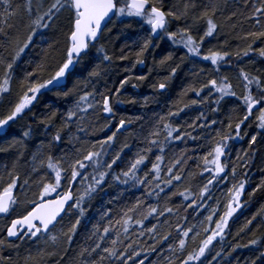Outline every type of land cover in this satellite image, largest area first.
I'll use <instances>...</instances> for the list:
<instances>
[{"label":"trees","instance_id":"1","mask_svg":"<svg viewBox=\"0 0 264 264\" xmlns=\"http://www.w3.org/2000/svg\"><path fill=\"white\" fill-rule=\"evenodd\" d=\"M171 2H178V0H165L166 6ZM203 2L207 3L208 0ZM216 2L219 3L220 11L214 19L220 27L213 37L205 38L200 47V56L187 55V50L178 40L174 44L165 38L154 39L148 50L137 57L149 32L145 30L146 25L141 28L135 22L136 18H126L124 23L117 22L109 25L111 31H106L105 39L101 41L105 51L111 57L110 61H103L102 56L92 63H88L87 60L82 61L74 73L67 78L66 88L42 90L43 94L38 95L32 110L27 112L23 119L11 124L6 134L0 135V148L15 144V147L9 151H0V174L5 172V165L12 170L15 164V171L20 175L21 182L34 176L31 171L33 166L41 167V161L46 164L48 155H52L54 160L71 157L76 154L77 148L91 149L92 145H96L93 150L103 152L100 158L101 164L104 161H110L117 153L121 156V160L110 170V175L106 177L103 186L90 197L85 198L84 215L79 217L81 223L71 244L63 238L55 247L51 246L50 242L49 245H45L43 237L38 241L27 237L18 239L12 241L19 246L18 248L8 247L7 244L0 246V257L4 258L3 264H25V258L30 252L32 256H35L38 248L45 247L49 251L57 252L56 255L46 257L45 264H58V262L59 264H80L81 260L91 259V257H80L79 252L83 247L94 246L93 241L102 234V228L108 226L109 218L112 220V227L103 246L111 247V241L119 237L122 243L118 242L116 245L118 249L131 243L135 250L141 253L140 257L134 258L136 264H139L140 259L144 260V264H167L169 257L175 259L176 255H182L173 254L169 251V247H177L178 237L186 228L194 226V231L190 232L189 237L186 238L188 250L198 248L199 241L210 234V232L205 233L203 228L209 227L210 230L214 228V224L209 225L206 222L211 209L218 210L217 215L213 216L215 221L219 215L223 214L225 205L230 201L229 190L241 181L245 183V189L240 197V207L229 220L223 238L217 237L210 246V250L206 251L205 257L201 259L204 264H264V256L261 255L264 253V187L261 186L264 184V129L257 127L258 122L254 117L241 126L242 139L236 137L227 142L226 155L221 158L222 163L226 165V172L222 174L225 175V179L214 181L209 186L210 198L201 200L198 195L212 175L210 172L200 175L203 171L202 157L223 135L231 133L235 137L233 129L238 119L242 118L243 112L241 102L235 97L219 99V93L213 90L209 95L207 88L197 97L191 89L199 90L209 79L219 80L221 76H227L233 84V90L237 96H240L244 91L238 80L241 68L264 77V58H261L258 53H250L248 57L242 55L246 45L240 37L246 35L249 30H254L245 20V15L249 14L251 9H245V0H216ZM233 12L237 15L230 21L228 17ZM66 15L65 13L64 16ZM61 22H66L63 16L58 24ZM191 22L190 18L188 23ZM233 24L236 26L233 27ZM200 25L204 27V21H200ZM183 27H185L184 21H176L170 25V30L176 31L177 28ZM193 34L198 38L203 35V32ZM57 41L61 44L63 41L57 27L41 29L37 32L33 37V43L18 61L19 68L14 73L12 83V97L18 93L20 82L27 71L36 70L41 62H48L46 52H51L57 59L59 58V51L49 49V45ZM259 47H264V43L256 41L253 48ZM210 51H227L230 56L226 62L221 61L218 65H213L211 61L202 59V56L209 54ZM238 51L241 52L239 57L236 55ZM122 56L127 58L121 59ZM169 56L171 59H168ZM138 58L144 61L143 64L136 63ZM172 68H176L175 75L171 74ZM93 71H98L100 76L89 77V73ZM41 77L47 79L49 72L42 73ZM138 77H144V79H138ZM125 79L128 83L121 88L120 81ZM161 82L166 83V88L163 90L158 88ZM94 89L110 95L113 113L105 114L102 111L89 109L86 113L78 114L83 119L74 118L69 127H64L66 110L74 108L79 95H83L85 91L92 92ZM116 89H120L118 93ZM69 90L71 95L65 97L63 93ZM98 100L100 96L96 95L93 102ZM193 100L204 102L192 104ZM217 100L219 103H215ZM3 111H6V106L0 107V112ZM169 112H178V115L169 116ZM53 113L55 117L49 123V117H52ZM161 117L164 118V122L171 123L173 127H179V134L183 138L165 139L166 133L161 128L158 137L160 143L150 146L148 140L154 138L150 134L157 129ZM120 120L130 124V127L123 132L116 131ZM213 120L216 121L215 124L211 123ZM229 122L232 123L233 129H229ZM203 124L210 127H199ZM80 127L86 131L81 133ZM28 128L33 130L32 135L23 138V132ZM57 131L61 132L62 141L52 145L50 141ZM113 133H115L113 140L101 149L97 142L106 140ZM176 135L177 133H173V137ZM253 135L256 136L254 144L251 143ZM148 147H151V152L148 153L147 167L142 165L137 173L140 179H143L144 173L150 170L151 162H155L157 155L163 156L160 176L164 179L167 178L166 169L176 159L184 158L185 163L177 166L174 171L180 172L182 169V175L185 178L179 182L173 181L172 185L164 184L163 179L153 180L151 184H138L132 180H129L128 184H123L113 179L114 176L127 170L128 164L137 154L143 153ZM160 147L164 148L163 152H160ZM18 151L22 155H18ZM233 167H235V176L232 175ZM101 170L105 169L101 168ZM82 172L88 176L93 174V169L89 167ZM81 180L82 177L77 178L72 186L74 195L81 194L90 183L89 180L81 183ZM156 183L164 189L162 192L155 188ZM185 189H190L195 194L191 198L201 205L199 208L187 207L189 201H185L179 195ZM34 191V186L26 189L27 197L32 198ZM149 191L153 194L148 195ZM20 198L23 200L24 194H20ZM138 201L141 207L139 211L129 214L132 220L127 225L128 232L125 233L124 226L116 224L115 221ZM150 207H156L158 212L143 219ZM166 208H172V213L164 211ZM160 212H164V215H159ZM253 217L256 219L253 220ZM76 218L77 216L73 214L71 222H74ZM137 219H143V226L136 224ZM249 220H252V223L247 225ZM6 222L0 219V229ZM153 225L156 226L157 231L149 233L147 229ZM69 226V218L66 217L63 222L64 231H67ZM60 227L58 225L55 231L59 232ZM96 227H100L101 231L96 236H92L91 240L88 239ZM142 232L143 235H141ZM196 232H199L200 236L194 243L192 237ZM164 235H169L168 241H162ZM0 238H4L2 231H0ZM254 239L257 240V244H250L249 242ZM153 245L157 249L155 252L151 251ZM65 248L66 253L63 251ZM128 251L131 252V249ZM216 253L220 255L216 256ZM104 264L109 262L105 261ZM112 264H120V262L113 259ZM128 264L133 262L129 261Z\"/></svg>","mask_w":264,"mask_h":264},{"label":"snow or ice","instance_id":"2","mask_svg":"<svg viewBox=\"0 0 264 264\" xmlns=\"http://www.w3.org/2000/svg\"><path fill=\"white\" fill-rule=\"evenodd\" d=\"M244 7L245 9H251L250 13L245 15V20L251 24L254 30H249L246 35L240 37L246 45L242 55L248 57L250 53H258L261 58H264V47L253 48L256 41L264 43V0H245ZM219 11L220 6L216 0H208L207 3H204L203 0H178V2H171L167 6L165 0H0V107L6 106V111L0 112V135L6 134L11 124L23 119L27 112L32 110L38 95L43 94L42 90L50 91L66 88L67 78L74 73L82 61L87 60L88 63H92L101 56L103 61L111 60V57L105 51L104 45L101 44V41L105 39L106 31H111L109 25L117 22L124 23L126 18H136L135 22L141 28L147 26L145 30L149 32V35L144 39L137 57L142 56L148 50L154 39L165 38L174 44L178 40L183 48L187 50V55L200 56V47L205 38L213 37L220 27L214 19ZM65 13L66 16H64ZM236 15L237 13L233 12L228 19L231 21ZM241 15H244V13H241ZM62 16L66 22L58 24ZM190 18L192 22L188 23ZM176 21H184L185 27L171 31L170 25ZM200 21H204V27H201ZM232 26L235 27L236 25L233 24ZM54 27H57L60 31L63 41L62 44L59 41L50 44L49 49L59 51V58L57 59L51 52H46L48 62H41L37 65L36 70L27 71L20 82L18 93L15 97H12L14 73L19 68L18 61H20L22 54L33 43V37L38 31ZM201 31L203 35L198 38L193 34ZM98 45L99 47H97ZM236 55L241 56V52L238 51ZM229 56L230 53L227 51H210L209 54L203 55L202 59L211 61L213 65H218L221 61L226 62ZM126 58L121 57V59ZM168 59H171V56ZM143 62L139 58L136 60L137 64H143ZM216 71H219L218 67ZM44 72H49L47 79L41 77ZM175 73L176 68H172L171 74L175 75ZM99 76L98 71L89 73V77ZM138 79H144V77H138ZM238 80L244 90L240 96H237V93L233 90V84L227 76H221L219 80L209 79L199 90L196 88L191 89L197 97L201 95L205 88L209 90V95L212 94L213 90L219 93V99L235 97L241 102L243 112L242 118L235 123L234 129L231 122L228 124L229 129L234 130L235 137L231 133L223 135L220 140L215 142L210 151L202 157L203 171L200 175L203 176L204 172H210L212 175L198 193L201 200L210 198L209 186L214 181L225 179V175L222 174L226 172V165L222 163L221 158L226 155L229 140L236 137L243 138L241 136V126L245 121H249L250 118L254 117L258 122L257 127L264 129V77L261 74H253L241 68ZM126 83H128L127 79L120 81V87L123 88ZM158 88L165 89L166 83H159ZM119 90L116 89V92L118 93ZM63 94L68 97L71 95V90L65 91ZM96 95L100 96V100L93 102ZM110 100V95L100 93L97 89L92 92L85 91L75 101L74 108L66 110L64 127H69L74 118L83 119L78 114L86 113L89 109L112 114L113 108ZM202 102L204 101L193 100L191 103ZM215 103H219V100ZM175 115H178V112H169V116ZM54 117L55 113L52 117H49L48 122L51 123ZM41 123H44V121H41ZM211 123L215 124L216 121L213 120ZM124 125L125 121L120 120V128H123ZM199 127H210V125L203 124ZM161 128L166 133L165 139L180 140L183 138L179 134V127H173L171 123L164 122V118L161 117L157 129L150 134L151 137H154L148 140L150 146L160 143L158 137ZM32 131L31 128L24 131L23 138L30 137ZM79 131L83 133L86 130L80 127ZM173 133H177V135L173 137ZM185 135L188 134L185 133ZM217 135H220V133H217ZM114 136L115 133L108 136L106 140L97 143L103 149V146L112 141ZM61 141V132L57 131L52 136L50 144L55 145ZM255 142L256 136L253 135L251 143L254 144ZM13 147H15V144H10L7 148H0V151H9ZM95 147L96 145H92L91 149L77 148L75 155L55 160L52 155H48L47 163L41 161V167L33 166L31 171L34 176H30L29 179L22 182L20 175L15 171V164H13L12 170H9L5 165V172L0 174V219L7 222L0 229L4 233V238H0V246L7 244L8 247L18 248V245L8 239L13 237L16 239L34 238L37 241L43 237L44 244L49 245L50 242L53 247L59 245L62 238L68 244H71L73 236L81 223L79 217L84 215L83 203L85 198L90 197L103 186L106 177L110 175V170L121 160L120 154L117 153L110 161H104L101 164L100 158L103 152L93 150ZM159 150L163 152L164 148L160 147ZM149 152H151V147L146 148L143 153L137 154L128 164L127 170L114 176L113 179L123 184H128L129 180L138 184H151L153 180L160 181L163 179L164 184L172 185L173 181L179 182L185 178L182 175V169L180 172L174 171L177 166L185 163L184 158L176 159L166 169L167 178L164 179L160 176L163 156L157 155L155 162H151L150 170L144 173L143 179H140L137 173L141 170L142 165L147 167L146 161H148ZM17 154L22 155L19 151ZM33 159H36L35 154ZM210 165L212 167H209ZM89 167L93 169V174L85 176L82 170ZM101 168L105 170H101ZM189 175L192 174L189 173ZM232 175L235 176V167L232 169ZM79 177H82L81 183L84 180H89L90 183L81 194L74 195L72 186ZM33 186L35 189L33 197L28 198L25 190L31 189ZM261 186L264 187V184ZM155 188H158L161 192L164 190L160 188L159 183H156ZM244 189L245 183L243 181L233 185L232 189L229 190L230 201L225 205L223 214L219 215V218L215 221L213 216L217 215L218 210L216 208L211 209L210 214L206 217V222L209 225L214 224V228H211V230L209 227L203 228L205 233L210 232V234L199 241L198 248L189 251L187 246L188 241L186 238L189 237L190 232L194 231V226L183 230L178 237L177 247H169V251L173 254L182 255H176L175 259L169 257L167 264H177V262L178 264H204L201 258L205 257L206 251L210 250V246L213 245V241L217 237L223 238L229 220L240 207V197ZM20 194H24L23 200H21ZM147 194L152 195L153 192L149 191ZM179 195L185 201H189L187 207L199 208L201 206L197 204L195 199L191 198L195 194L190 189H185ZM140 207L141 204L138 201L124 211L120 219L115 221L116 224L124 226L125 233L128 232L127 225L132 220V216L129 214L139 211ZM164 211L172 213L173 209L166 208ZM157 212L156 207H150L143 219ZM73 214L77 218L74 222H71ZM105 215H108V213H105ZM159 215H164V212H160ZM66 217L69 218L70 226L67 231H64L63 222ZM143 219H137L136 224L143 226ZM252 219L254 220L256 217ZM251 223L252 220H249L247 225ZM58 225L61 226L60 231L56 232ZM111 227L112 220L109 218L108 226L103 227L102 234L99 235L97 240L93 241L94 246L83 247L79 252L80 257H91V259L81 260L80 264H104L105 261L112 264L113 259L119 261L120 264H128L129 261L136 264L134 258L140 257L141 253L135 250L133 244L129 243L126 247L118 249L116 245L118 242L122 243L118 237L111 241V247L103 246L105 238L110 234ZM100 231V227H96L88 239L91 240L92 236H96ZM147 231L155 233L157 231L156 226L153 225ZM141 235H143V232ZM169 235H164L162 241H168ZM199 236L200 233L196 232L195 236L192 237L194 243ZM151 238L155 239V237ZM249 243L255 245L257 240H251ZM129 249H131V252L128 251ZM156 250L155 245L151 246V251L155 252ZM63 251L66 253L67 249L65 248ZM56 254L55 250L49 251L47 247L38 248L35 256H32L31 252L29 253V256L25 258V264H30V262L31 264H45L46 257ZM219 255L220 253H216V256ZM261 255L264 256V253H261ZM3 260L4 258L0 257V264H3ZM139 264H144V260L140 259Z\"/></svg>","mask_w":264,"mask_h":264},{"label":"water","instance_id":"3","mask_svg":"<svg viewBox=\"0 0 264 264\" xmlns=\"http://www.w3.org/2000/svg\"><path fill=\"white\" fill-rule=\"evenodd\" d=\"M130 127V124H127L126 122H125V125H124V127L123 128H120V123H119V125L117 126V129H119V131H117V129H116V131L117 132H123L124 130H126V129H128ZM11 242L12 241H16V240H18V239H16V238H8Z\"/></svg>","mask_w":264,"mask_h":264},{"label":"rangeland","instance_id":"4","mask_svg":"<svg viewBox=\"0 0 264 264\" xmlns=\"http://www.w3.org/2000/svg\"><path fill=\"white\" fill-rule=\"evenodd\" d=\"M54 28H56V27H54Z\"/></svg>","mask_w":264,"mask_h":264}]
</instances>
